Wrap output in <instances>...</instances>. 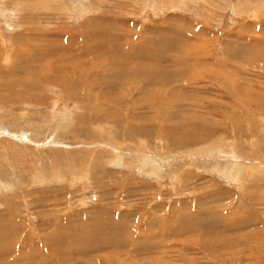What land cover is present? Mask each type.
I'll use <instances>...</instances> for the list:
<instances>
[{
  "label": "rangeland",
  "instance_id": "374dc122",
  "mask_svg": "<svg viewBox=\"0 0 264 264\" xmlns=\"http://www.w3.org/2000/svg\"><path fill=\"white\" fill-rule=\"evenodd\" d=\"M0 264H264V0H0Z\"/></svg>",
  "mask_w": 264,
  "mask_h": 264
},
{
  "label": "bare ground",
  "instance_id": "6f19581e",
  "mask_svg": "<svg viewBox=\"0 0 264 264\" xmlns=\"http://www.w3.org/2000/svg\"><path fill=\"white\" fill-rule=\"evenodd\" d=\"M238 224V223H237Z\"/></svg>",
  "mask_w": 264,
  "mask_h": 264
}]
</instances>
